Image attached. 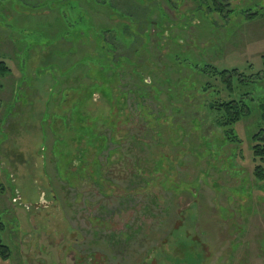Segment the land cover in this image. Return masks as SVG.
Wrapping results in <instances>:
<instances>
[{
  "label": "rangeland",
  "instance_id": "374dc122",
  "mask_svg": "<svg viewBox=\"0 0 264 264\" xmlns=\"http://www.w3.org/2000/svg\"><path fill=\"white\" fill-rule=\"evenodd\" d=\"M205 7L197 10L195 0H0V61L10 69L0 75V233L10 251L0 264H264V184L251 171L256 113L237 125L238 145L204 128L202 135L212 137L201 140V161L189 156L188 146L179 149V140L152 142L148 151L137 144L148 130L143 113L167 115L169 97L155 94L165 109L151 97H137L140 80L127 70L125 98L112 71L103 80L95 69L98 41L114 38L107 31L127 44L123 30L140 35L148 18L147 52L133 36L132 46H117L115 55L128 57L147 82L186 77L189 71L176 72L174 64L185 57L189 66L204 61L217 70L258 75L254 93L264 98V0H230L228 18L206 14ZM240 10L262 16L246 22ZM181 100L177 106L187 109L190 101ZM116 111L124 115L116 135L124 155L104 165L112 181L128 189L130 162L139 160L144 176L153 169L143 166L144 159L155 163L167 155L151 172L157 182L121 201L104 199L86 181L67 182L76 167L66 159L91 163L99 150L94 136ZM181 160L185 165H178ZM123 201L127 205L120 206ZM96 217L106 221L104 229ZM129 234L134 238L128 241Z\"/></svg>",
  "mask_w": 264,
  "mask_h": 264
},
{
  "label": "trees",
  "instance_id": "16d2710c",
  "mask_svg": "<svg viewBox=\"0 0 264 264\" xmlns=\"http://www.w3.org/2000/svg\"><path fill=\"white\" fill-rule=\"evenodd\" d=\"M229 1L230 0H195V3L197 5V10L206 6V14L216 12L223 18H228V16L234 12V10H226L229 6ZM240 13L244 16L243 20L246 22H254L259 15L262 16L260 11L253 12L251 10H240ZM145 19V29L142 33H140V35H137L136 32L131 34L128 27L123 30L125 32L124 41L126 40L127 44L121 42L116 33L107 31L108 35L110 36L113 34L114 38L111 36L108 38L109 41H107L106 37L102 36L103 42H99L97 40V48L99 50L98 56L101 57H96L94 59L95 69H97L98 72L97 74H100L103 80H106V75L112 71L113 76L119 81L117 86L119 88V95L127 98V94L121 90V81L122 76H125L128 70L131 72L133 77L131 78L133 80H140L142 88H139L140 92L136 94L137 97H151L157 104H160L162 109H165V104H162L164 101L156 97L155 94H166L169 97L172 109L167 115L163 114L160 116L159 114H150L151 110L149 112L148 109L143 113V118L147 122L148 130L145 136L146 139L143 142L141 140L138 141L137 144L139 148L140 145H143L145 149L147 148L148 151H150L152 149V142L156 144L158 142H165L169 145V142L171 143L173 141L170 144L171 146L174 144L175 140H179L180 144L176 145L179 149L183 148V145L188 146L189 156L193 155L196 159L200 160L201 158H199V154H201V140H207L212 137H204L202 135L204 128L207 131H214L216 135L221 137L228 145H238L241 143V139L236 133L237 125L256 113V118L258 117L256 123L257 129L250 137V152L252 160L251 171L253 180L256 183L264 184V98H262L261 94L254 93L255 83L253 82L255 78L257 79L258 75L255 77L248 76L247 74L239 71L237 68H232L230 70H217L216 68L210 66L208 62L204 61H201V63H192L191 66H189L186 64L188 61H186V58L184 57L185 59L182 58L183 60L179 62L177 61L174 64L177 66V70H175L176 72L181 70L180 67H184L189 71L186 76L189 77V79L186 83V77L177 78L174 81L169 78L162 80L158 79L156 81L149 78V82H147V80L143 78L142 74L134 66L135 63L130 62L128 57H122L120 55L115 56L118 53L117 46H125V48H130L132 46L135 40H133V36H137L140 40L142 46L141 51L147 52V47L151 44L149 29L152 23L148 21V18ZM166 36L170 38L171 34L168 32V35ZM158 37L159 39L155 42V48L159 49L163 35L161 34V36ZM134 55L140 57L139 49H137V52L134 53ZM0 75L2 77L10 75L9 67H7L6 63L2 61H0ZM194 77H196V80H194ZM199 78H203V80H200ZM157 81L160 82V85L166 84V88L160 89ZM214 82L218 84V86L215 85ZM94 83L96 88L100 86V84H97L99 82L96 80ZM147 83L149 84L146 85ZM155 83L158 85H155ZM171 85L172 88H170ZM260 88L264 87L260 86ZM95 93L96 92H93L91 97ZM102 95L110 102L113 100L116 104L119 103L118 98L113 95L108 96L104 93ZM179 97L180 101H178V103L181 105H183L181 98H183L184 102L187 100L190 101L189 104L184 103L185 107L188 106L186 107L187 109L182 110L180 106H177V100ZM125 110L126 108H124L122 112ZM121 113L118 114L117 111L110 113L106 119L102 120L101 128L103 129H101L99 134L94 136V140H97L96 143L98 144L99 150L95 153L94 158L91 159L90 157L91 163H89V161L84 157H75L74 161L73 159H66L68 162H66V164L68 166L73 164L74 167H76L75 171L72 172V174L75 175L71 174L69 175V178H67V182H69L68 184H70L73 180H76L77 182L86 181L89 184H93L95 191L104 199L115 197L117 198V201H121L128 200L130 197L135 195L137 196V191L146 192L151 185L157 182H155L156 179L151 176V172L158 167L159 159L163 158V156H167L166 154L162 155V153L158 155L155 163L149 159L143 160V166L145 168H153L151 172H146L147 174L144 176L141 174L142 169L137 167L140 162L139 160L129 163L131 171L125 180L128 189L122 188L119 184L111 180L109 177L110 174L107 175V172L104 173V165H109L110 159L114 154L124 155L122 152L124 148L122 145L123 142L116 139L117 132L119 131L117 125L120 124L119 120L124 116L121 115ZM86 118L88 117L86 116ZM126 118H128L127 122L132 119L128 113L126 114ZM179 119L181 122H177ZM96 120L94 119V122ZM187 121L189 122L187 123ZM178 131H180L179 134ZM128 137L129 136H124L122 140L126 141ZM163 138L167 141H164ZM158 139H161V141H158ZM131 140L135 142V138H131ZM194 140H196L199 145L198 143L194 144ZM81 142L82 141L80 140L79 144H81ZM189 142H192L191 145ZM75 162L76 164L78 163L76 166ZM149 164H152V166H149ZM178 165H185L184 160H181ZM139 172L140 174H138ZM162 182H164V180H162ZM160 184L163 185V183ZM131 187L132 189H129ZM171 190L174 195H178V190H174L172 186ZM107 191H109V193H107ZM117 192H122V196H117ZM183 192L190 193V195L192 193L187 190ZM153 198L157 200L159 196H153ZM129 201H132V199ZM118 204L120 206H125L127 205V202L123 201ZM128 208L130 209V206ZM95 219L98 220L97 228L104 229L106 227L107 224L105 220L99 217H96ZM104 225L105 227L102 228ZM1 228L2 225L0 224V231ZM126 229L132 230L130 223L126 224ZM130 238H134L133 235H128V241ZM9 257V248L2 242L0 233V261L9 259Z\"/></svg>",
  "mask_w": 264,
  "mask_h": 264
}]
</instances>
